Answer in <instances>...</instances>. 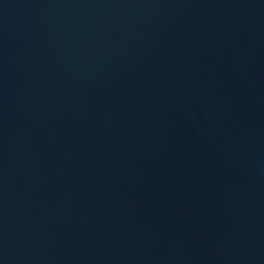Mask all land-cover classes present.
Here are the masks:
<instances>
[{"label":"water","instance_id":"obj_1","mask_svg":"<svg viewBox=\"0 0 264 264\" xmlns=\"http://www.w3.org/2000/svg\"><path fill=\"white\" fill-rule=\"evenodd\" d=\"M0 264H264V0H0Z\"/></svg>","mask_w":264,"mask_h":264}]
</instances>
